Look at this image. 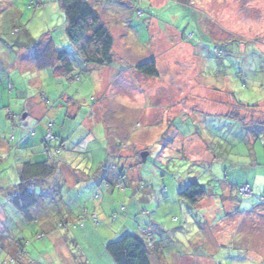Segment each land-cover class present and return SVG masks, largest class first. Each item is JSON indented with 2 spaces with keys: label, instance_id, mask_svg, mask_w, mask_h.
<instances>
[{
  "label": "rangeland",
  "instance_id": "374dc122",
  "mask_svg": "<svg viewBox=\"0 0 264 264\" xmlns=\"http://www.w3.org/2000/svg\"><path fill=\"white\" fill-rule=\"evenodd\" d=\"M61 1L0 0L1 62L29 58L20 90L0 91V264H115L107 244L135 233L151 264H264V0H86L115 40L101 68L69 42ZM42 38L80 79L32 73L15 45ZM152 59L156 78L136 69ZM31 147L79 178L46 182L28 222L4 192ZM194 181L209 195L197 207L179 196Z\"/></svg>",
  "mask_w": 264,
  "mask_h": 264
},
{
  "label": "trees",
  "instance_id": "16d2710c",
  "mask_svg": "<svg viewBox=\"0 0 264 264\" xmlns=\"http://www.w3.org/2000/svg\"><path fill=\"white\" fill-rule=\"evenodd\" d=\"M61 7L66 17L65 25L68 40L77 48V53L83 63L100 68L113 66L115 62V40L110 29L102 22L97 10L86 0H62ZM15 46H26L33 51L31 59L37 65L38 70L43 71L50 68L58 77H64L70 81L80 79L79 76L74 75L75 67L69 59V52L64 49H58L52 38L48 40L42 38L32 44L17 43ZM27 59L29 58L27 57ZM136 69L151 78L158 76L153 59L139 65ZM237 118L241 122L244 121V118ZM53 138L55 140L54 136ZM48 140H45V144L48 147L47 153L49 152L51 157H53L52 151L49 150L50 144ZM137 158L141 163L146 161V158L141 156V154L140 157L137 155ZM55 172V166L48 160L43 163L25 164L19 173L20 180L19 183L13 186V193L9 195V203L16 208L17 212L26 221H34L30 210L38 201L35 192L30 191V188L35 181L48 179ZM107 184L112 185L111 183ZM243 188L240 191L245 195L242 191ZM179 196L190 206L197 207L209 195L202 184L194 181L183 189ZM261 202L264 205V199ZM38 238L42 239V236L38 235ZM106 251L115 264H151V244L139 233L127 234L122 239L107 244ZM14 261L16 262V260Z\"/></svg>",
  "mask_w": 264,
  "mask_h": 264
},
{
  "label": "crops",
  "instance_id": "0c3cea01",
  "mask_svg": "<svg viewBox=\"0 0 264 264\" xmlns=\"http://www.w3.org/2000/svg\"><path fill=\"white\" fill-rule=\"evenodd\" d=\"M26 59H21V60L17 61L16 63H14V62L10 63V61L7 60V62H9L7 64L2 63L1 61L3 59H0V64H1L0 65V72H2V74L5 75V76L0 77V91L7 89L8 91L12 92L15 89V87H17L20 90V86H23L24 83H25V81L23 80V78L26 75L27 68L23 65V62H25ZM30 66H31V68L30 67L29 68L31 69L32 73L41 72L40 70L37 69V65L35 64L34 61L31 62ZM22 80H23L24 83H22ZM0 99H2L1 95H0ZM19 101H20L19 92H17L15 103H18ZM26 112H27V109H21V115L22 114H25ZM28 112H29V114H25L27 117L30 114H32L31 111L28 110ZM11 114H13V113L10 112V110H9L8 115H7V118L8 119H10L9 116ZM16 115L17 114H15V116ZM17 116L19 117V115H17ZM13 139H14L13 141L15 143H13V141H12V144L6 143L3 148H8L9 147L10 150L13 149V148L19 149L21 138L19 140H16L15 136H13ZM47 149H48V147L46 145L45 153H47ZM31 150H32L31 153H28L27 156H26V154L15 153V158L17 160V166H18L17 169H18V179L19 180H20V174L19 173L21 172V170H22V168L24 167L25 164H28V163L36 164V163H43V162L48 161L47 159L46 160H38V156L40 154V150H36L33 147H31ZM6 156H8V158H10L9 152H8V154H6ZM18 160H19V162H18ZM50 163H51V161H50ZM51 164L53 166H55V169H56L55 174L53 176L49 177L48 179L35 181L33 183L32 187L30 188V191L35 192V194L37 196V200H38L37 201V204L35 206H33V208L30 210V213H31V215H32L33 218L35 217L34 215L37 214L36 213V209L37 208L38 209L41 208V202L42 201L40 199H42V195H39L38 196V193H39L40 189H45L46 182H48L52 178H55V176L58 175L59 173H60V175L62 173L65 174V175H63L61 177L62 178L65 177L66 180H67V182H69L71 176H72V179H75V180L79 178V173L77 174V173L73 172L72 169H71L72 167L69 165V163H66L63 160H60V161H57V162L54 161ZM5 171H6V169H5ZM8 180H9V178L6 177L5 181H8ZM19 180H18V183H19ZM8 182H10V180ZM104 183L106 185V182H104ZM106 189L109 190V188H106ZM12 193H13V188H10V186L8 188V192H4V194L7 197H9V195H11ZM9 205H11V204L9 203ZM12 207L15 208L14 206H12ZM0 210H1V214L4 216L5 213H6V211L3 208H1V207H0ZM45 217H50V215L45 216ZM31 222H33V221H31ZM47 223L48 222L45 221L44 222V225H47ZM21 254H22V252H21ZM20 257H21V255H20Z\"/></svg>",
  "mask_w": 264,
  "mask_h": 264
},
{
  "label": "built area",
  "instance_id": "2783aa9c",
  "mask_svg": "<svg viewBox=\"0 0 264 264\" xmlns=\"http://www.w3.org/2000/svg\"><path fill=\"white\" fill-rule=\"evenodd\" d=\"M48 139H50V140H54V138H53V136H51V135H48ZM6 156V155H5ZM4 157V156H3ZM2 157V158H3ZM242 191H243V193L246 195V196H249L250 194H251V188L249 187V186H246V187H244L243 189H242ZM7 262V264L9 263V262H14V259L13 258H9L8 260H6Z\"/></svg>",
  "mask_w": 264,
  "mask_h": 264
},
{
  "label": "clouds",
  "instance_id": "9594fccd",
  "mask_svg": "<svg viewBox=\"0 0 264 264\" xmlns=\"http://www.w3.org/2000/svg\"><path fill=\"white\" fill-rule=\"evenodd\" d=\"M27 3V0H25V5ZM25 5H21V7L25 6ZM253 95H255V93H253ZM259 151L261 152V155L264 156V148H260Z\"/></svg>",
  "mask_w": 264,
  "mask_h": 264
},
{
  "label": "snow or ice",
  "instance_id": "6c2138e0",
  "mask_svg": "<svg viewBox=\"0 0 264 264\" xmlns=\"http://www.w3.org/2000/svg\"><path fill=\"white\" fill-rule=\"evenodd\" d=\"M200 183L204 184L207 183V181L201 180ZM109 239H115V237H109Z\"/></svg>",
  "mask_w": 264,
  "mask_h": 264
},
{
  "label": "water",
  "instance_id": "95a60500",
  "mask_svg": "<svg viewBox=\"0 0 264 264\" xmlns=\"http://www.w3.org/2000/svg\"><path fill=\"white\" fill-rule=\"evenodd\" d=\"M147 156V155H144V157Z\"/></svg>",
  "mask_w": 264,
  "mask_h": 264
}]
</instances>
